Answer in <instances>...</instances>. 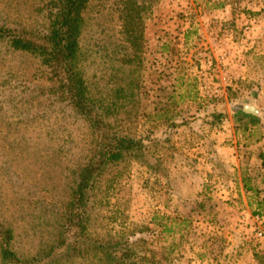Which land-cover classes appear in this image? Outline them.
I'll return each mask as SVG.
<instances>
[{"label":"rangeland","instance_id":"rangeland-1","mask_svg":"<svg viewBox=\"0 0 264 264\" xmlns=\"http://www.w3.org/2000/svg\"><path fill=\"white\" fill-rule=\"evenodd\" d=\"M47 2L0 0V24L43 28ZM116 2L91 0L82 35L102 129L51 93L39 58L0 39V264H105L99 245L119 236L160 264H264V0H143L131 62ZM251 102L258 115L232 110ZM105 132L143 155L109 163L76 210L85 227L70 224Z\"/></svg>","mask_w":264,"mask_h":264},{"label":"trees","instance_id":"trees-1","mask_svg":"<svg viewBox=\"0 0 264 264\" xmlns=\"http://www.w3.org/2000/svg\"><path fill=\"white\" fill-rule=\"evenodd\" d=\"M90 2L91 0H48L47 26L11 35L6 32L9 29L0 24V39H4L14 50L25 51L39 58L49 72L50 90L54 88L51 93L68 99L75 110L89 119L93 127L102 129L106 122L97 114L100 105L90 93L81 59L85 13ZM116 7L120 31L128 47L127 62H131L141 55L145 47L146 5L143 0H117ZM141 155L143 147L137 140L105 132L95 153L79 173L73 188L70 210L65 215L66 220L70 224L77 222L85 227L86 214L76 210L85 207L90 199L88 191L95 177L111 162H117L126 156L140 158ZM2 235L9 241L7 231ZM63 240L61 239V244ZM99 250L105 264H160L148 256L136 258L134 244L123 236L102 241ZM1 253L5 258L15 255L9 242L2 245Z\"/></svg>","mask_w":264,"mask_h":264},{"label":"water","instance_id":"water-1","mask_svg":"<svg viewBox=\"0 0 264 264\" xmlns=\"http://www.w3.org/2000/svg\"><path fill=\"white\" fill-rule=\"evenodd\" d=\"M232 110L234 112H244L247 114H253V115H258L261 110L259 108V106H257V104H255L254 102L251 103H235L232 106Z\"/></svg>","mask_w":264,"mask_h":264}]
</instances>
